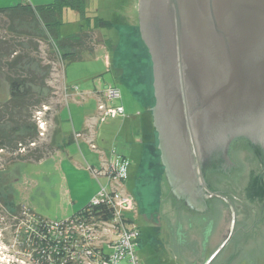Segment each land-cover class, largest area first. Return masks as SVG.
<instances>
[{"label": "water", "instance_id": "water-1", "mask_svg": "<svg viewBox=\"0 0 264 264\" xmlns=\"http://www.w3.org/2000/svg\"><path fill=\"white\" fill-rule=\"evenodd\" d=\"M137 17L152 64L164 180L195 264H211L233 234L232 228L217 249L233 207L240 214L264 212V165L253 147L264 134V0H138ZM237 140L248 142L232 154L239 170L230 149ZM214 149L235 165L215 174V192L204 185L200 167ZM196 174L215 197L188 208L171 187ZM256 182L260 192L251 195Z\"/></svg>", "mask_w": 264, "mask_h": 264}, {"label": "rangeland", "instance_id": "rangeland-1", "mask_svg": "<svg viewBox=\"0 0 264 264\" xmlns=\"http://www.w3.org/2000/svg\"><path fill=\"white\" fill-rule=\"evenodd\" d=\"M25 1L32 7L52 2L0 0V8ZM137 2L138 0H90L85 10L86 17L112 20L119 18L116 24L118 52L108 54L102 45L104 35L102 37L97 33L93 35V40L95 43L97 40L100 42L94 53L90 55L83 52L80 61L66 66L61 62L53 42L41 24L20 23L8 17V14H0V41L12 43L8 53L0 57V134L11 133L24 123L36 125L37 131V137L33 138V132L28 129L17 130L14 132L17 153L11 154L9 150L0 152V181L1 175L12 170L16 172L12 187L3 190L5 194L9 193L8 199H0L2 255H13L23 260V264H31L30 246L25 239L29 235L27 230L31 216H39L50 222L64 221L87 206L91 199L90 192L95 188L99 189V185L91 181L88 167L94 165L95 156L87 148L88 145L84 146L85 139H78L67 145V151L58 149L63 141L89 128L87 125L93 131L90 135L93 133L96 136L95 145L103 149L104 137L121 127L120 122L123 120L118 118L103 123L95 118L96 105L102 101L97 92L101 93L105 87L117 85L121 101L111 104H123L126 116L135 114L137 101L144 103L145 113L153 107L152 64L145 54L138 26L133 27L136 23ZM81 30L86 31V24L80 15L75 11L65 10L60 28L61 37L77 34ZM110 67L113 72H121L120 80L113 81ZM15 75H23L26 80L33 79L36 82V85L29 83L27 86L42 106H31L27 102L28 105L20 104V108L10 100L8 79ZM72 90L76 92L73 93ZM37 116L44 123L43 132L37 125ZM31 139H34L35 147L30 146ZM11 146L13 145H8L7 149ZM37 151L44 157L41 161H36L32 155ZM129 169L134 173L136 166L133 164ZM106 170L107 166L101 173L105 174ZM151 174L152 171L147 169L145 175ZM100 183L105 184L106 180L100 179ZM131 183V180L127 182V191H130ZM141 190L139 198L127 193L134 199L132 209H135V215L139 214L136 223L142 234L145 233L143 242L136 249V255L141 264H178L172 250L165 244L170 239L162 234L164 230L162 233L154 230L143 219L147 214H157L161 209V201L156 195H150L147 189ZM7 201L14 206L12 210L4 206Z\"/></svg>", "mask_w": 264, "mask_h": 264}, {"label": "built area", "instance_id": "built-area-1", "mask_svg": "<svg viewBox=\"0 0 264 264\" xmlns=\"http://www.w3.org/2000/svg\"><path fill=\"white\" fill-rule=\"evenodd\" d=\"M100 97L102 101L97 103L96 107L99 123L125 117L121 104H111L121 101V93L117 87H105ZM36 121L43 132L44 123L38 116ZM75 137L80 138V134ZM30 146L35 147V144L30 143ZM129 167L127 160L115 156L105 175L122 184L128 178ZM90 205H104L113 211V218L104 221L80 216L50 222L32 215L27 230L29 235L25 238L30 246L29 262L38 264L34 258L36 254L44 257L46 264H141L136 255L139 229L136 223L125 215L126 212L134 210V199L118 189L101 188L90 201ZM2 247L0 245V264H23L24 261L16 256L2 255ZM54 250L57 251L55 258L48 255V251L50 253Z\"/></svg>", "mask_w": 264, "mask_h": 264}, {"label": "crops", "instance_id": "crops-1", "mask_svg": "<svg viewBox=\"0 0 264 264\" xmlns=\"http://www.w3.org/2000/svg\"><path fill=\"white\" fill-rule=\"evenodd\" d=\"M72 91L73 93L76 92L74 90ZM96 94L100 96V92H97ZM121 105L126 112L124 105ZM137 105L138 106L135 108L137 110L134 111L135 114L129 116L125 115L124 118H118L119 120H123V122H120L121 127H117L116 130L110 131L109 136L104 137L103 149H99L95 145L96 136L93 133L90 135L93 131H91L89 125H87L89 128L85 131L82 130L83 132L81 133H75L73 136L70 135L72 136L71 139L73 142L78 139H85L86 142L84 143V146L88 145L87 148L95 156L94 165H89L88 169L91 173V181H93L94 184L96 182L97 185H99V189L94 187L95 190L93 189L94 191L92 190L90 192V201L97 195L101 188L106 190L118 189L123 193L126 192L130 194L134 198L136 196H138V198L140 197L142 193L141 189H147L150 192V195L152 193L160 199L159 202L161 201V209L157 214H150V216L149 214L145 215L143 217L145 223H149L152 228L158 232L162 233L164 230L162 234L167 235L170 239L167 240L165 244H167L172 250L178 264H195L185 241L177 207L164 180L163 168H161L162 162L158 137L152 117L153 107L147 111V113L150 114L148 115L143 111V102L137 101ZM95 118H97V110ZM91 121H88V123ZM60 132L59 128L58 134H60ZM76 134H80V138H76ZM147 135H149L148 138L144 139ZM151 135H153V139ZM64 142L65 141H63L61 145H63ZM92 146L94 149H92ZM67 148V146L63 147L61 151H67ZM115 156L127 160L130 163V168L133 164L136 166L134 173L132 172L133 170H129L131 176L130 180L132 181L130 191H127V182L120 184L101 173L105 170L106 166L108 167V165L113 161ZM147 169L152 171L151 175H145ZM98 173L100 174L96 175ZM133 174L136 175L133 177ZM100 179H105L106 183L101 184ZM126 217L136 223L139 218V214L135 215L134 209L133 211L126 212ZM142 242L143 240L139 244Z\"/></svg>", "mask_w": 264, "mask_h": 264}, {"label": "trees", "instance_id": "trees-1", "mask_svg": "<svg viewBox=\"0 0 264 264\" xmlns=\"http://www.w3.org/2000/svg\"><path fill=\"white\" fill-rule=\"evenodd\" d=\"M89 1L90 0H52V2L49 4L43 6H37V7H32L30 4H28L25 1L23 3H17L14 6L1 7L0 14L3 13L8 14V17L12 18L13 20H17L20 23L33 22V23L41 24L44 31L49 36V39L53 42L56 48V52H58L59 54V58L61 62L65 63L66 66L67 64L80 61L83 52H86L90 55L94 53L95 47L100 42L99 40H97L95 43L93 40V35L97 33H99L102 37L104 35V38L102 39V45L108 54L111 55V54H116L118 52V48L116 44V39H117L116 24H118L117 20H119V18L112 20L109 18L104 19L101 17H93V18L86 17L85 10ZM65 10H72L77 12L81 17V20L84 21L86 24V31L81 30V32L77 34L61 37L60 28L63 24V13ZM134 20L136 23L134 24L133 27L137 28L138 26L137 11H135ZM11 46H12L11 42L0 41V57H3L6 53H8ZM144 50L146 56L150 59L146 48H144ZM112 64L113 63H110V65ZM11 71L12 70H10V72ZM109 72L112 75L113 81L116 82L121 79L120 78L121 72L119 70H117L116 72L114 71L115 73H117L115 75V73L112 70V67H110ZM8 80H9L10 100L13 103H17L20 108H21L20 104H25L27 102H29L31 106L36 104H38V106H42V104H40V101L32 93L31 89H29V87L27 86L29 83L30 84L36 83L33 79L28 81L23 77V75H15L10 77ZM115 87H117V85H115ZM29 103H27V105ZM55 121H57V117L55 118ZM35 126L36 125L34 124L28 125L27 123H24L21 126H18L19 128H15V130H13L11 133L0 134V150L6 149L8 145H13L11 147L17 150L16 149L17 139L16 137H14V132L16 133V131L20 130L21 128H25L26 130L28 129L29 131H31V133L33 132V134H31V137L33 136V138H36L37 131ZM33 141L34 139H31L29 143H33ZM72 142L73 141L71 137H69V140L65 141L63 145L58 146V149L61 150L63 147L70 145ZM239 143H248V142L240 141ZM18 144L20 145V143ZM240 147H241L240 144L234 146L233 153H231L232 161L238 166L236 167L238 168V170L240 168V163L234 160L232 154L234 153L238 154V152H241V150L243 149ZM18 152L21 153V150H18ZM37 152H34L32 154L33 157L36 159V161H41L42 159H44V157H42V153L40 151ZM161 168H163L162 165ZM130 177H131L130 173H128V178L125 182H128L130 180ZM211 183H212L211 189L218 191L217 188L218 186L216 185V183L214 182ZM258 187L259 190L257 189ZM259 191H260V183L256 182L250 194L252 195ZM222 202L225 204V206L227 205L223 200ZM8 203L9 202L7 201V203L4 206L8 208V210H12L14 206H12L11 203L9 204ZM80 216L102 219L104 221H107L113 218V211L111 209H108L104 205L91 206L89 203L83 209L74 213L70 218H76ZM137 226L139 229L138 245H140L139 243L142 241L144 234H142L139 225ZM56 252H57L56 250L51 251L50 253L48 251V255L50 256L52 255L55 258ZM34 258L38 261V264H46L44 257L42 258L40 257V255L34 254ZM46 260H47V256H46Z\"/></svg>", "mask_w": 264, "mask_h": 264}, {"label": "flooded vegetation", "instance_id": "flooded-vegetation-1", "mask_svg": "<svg viewBox=\"0 0 264 264\" xmlns=\"http://www.w3.org/2000/svg\"><path fill=\"white\" fill-rule=\"evenodd\" d=\"M152 89L154 96L153 86ZM240 141L243 140H237L236 142H234L230 146V149L240 144ZM253 147L261 152L262 162L264 165V134H261L257 137L256 144H254ZM7 150H9L11 154H14L15 152L17 153V150H15L13 147H11L10 149L6 148L0 150V152H5ZM207 154V159H200L201 174L204 185L211 191H214L213 189H211V182H214V180L218 178V176H216L215 174L234 169L235 165L230 161V156H228L229 154H227L226 156V158H228V161H230L228 163L225 159V155H223L222 153H218L217 149H214V151L211 150ZM15 175L16 172L14 170L1 175L0 199L2 201L7 200L9 196V193L5 194L3 190L12 187L13 183L16 180ZM209 179H211L212 181H209ZM204 185L199 181L198 175L196 174L193 181H185L183 182L182 186L178 185L176 189H174V187H171V189L174 196H176L179 200H182L183 204H185L188 208H192V206H194V202L198 199L201 201V203L203 202L204 206L208 197H215L207 196L208 192ZM257 189L259 190V187ZM221 193L222 192H220V194ZM220 199L223 200L230 208L231 206L233 207L231 201L229 203L222 198ZM233 209L234 211H232V217H228L226 219V227L229 228L231 224V228L230 230L226 228V231L222 236V242L217 247V249L220 248L224 243L232 228L233 234L231 235L227 244L224 245L220 253L214 258L211 264H260L259 260H264V212L262 211L254 214H240L235 212L234 207ZM194 244H196V242Z\"/></svg>", "mask_w": 264, "mask_h": 264}]
</instances>
